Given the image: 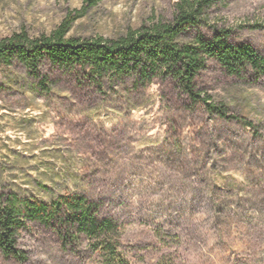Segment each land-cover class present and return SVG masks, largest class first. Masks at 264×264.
Returning <instances> with one entry per match:
<instances>
[{
  "label": "rangeland",
  "instance_id": "obj_1",
  "mask_svg": "<svg viewBox=\"0 0 264 264\" xmlns=\"http://www.w3.org/2000/svg\"><path fill=\"white\" fill-rule=\"evenodd\" d=\"M178 0H0V39H114L172 22ZM226 32L264 58V0H222L196 32ZM93 79L42 63L39 78L0 63V194L51 204L85 197L118 228L119 264H264V75H230L208 60L192 102L171 78ZM222 107V108H221ZM29 223L26 259L0 264H103L80 235Z\"/></svg>",
  "mask_w": 264,
  "mask_h": 264
},
{
  "label": "trees",
  "instance_id": "obj_2",
  "mask_svg": "<svg viewBox=\"0 0 264 264\" xmlns=\"http://www.w3.org/2000/svg\"><path fill=\"white\" fill-rule=\"evenodd\" d=\"M99 1L84 3L91 7ZM220 1L178 0L172 22L158 21L114 39L68 37L71 24L80 17L69 14L49 35L31 38L20 32L0 39V63H22L36 78L44 62L64 71L81 69L99 81L134 76L137 84L145 85L154 77L171 78L192 102L203 101L209 109L217 110L201 100L195 87V79L208 60L217 62L230 75H239L246 67L264 75V58L248 45L229 43L226 32H215L211 37L198 31L193 34L206 24L207 11ZM29 223L60 225L65 246L78 243L83 235L101 254L103 264H119L116 224L110 218H100L95 205L85 197L45 204L0 194V252L5 257L25 261L18 236Z\"/></svg>",
  "mask_w": 264,
  "mask_h": 264
}]
</instances>
